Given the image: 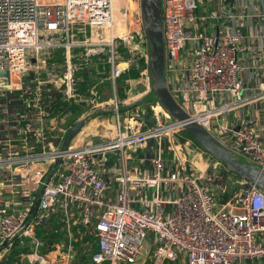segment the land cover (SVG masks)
Segmentation results:
<instances>
[{
    "label": "built area",
    "instance_id": "1",
    "mask_svg": "<svg viewBox=\"0 0 264 264\" xmlns=\"http://www.w3.org/2000/svg\"><path fill=\"white\" fill-rule=\"evenodd\" d=\"M118 3L0 0V264H135L145 241L148 264H264V192L241 179L219 198L225 166L206 169L208 153L178 138L197 123L264 170V0H161L165 84L185 120L141 101L146 39ZM55 49L63 61L47 62ZM66 103L81 108L72 121ZM53 217L62 234L48 247L36 227ZM14 246L25 250L9 262Z\"/></svg>",
    "mask_w": 264,
    "mask_h": 264
},
{
    "label": "water",
    "instance_id": "2",
    "mask_svg": "<svg viewBox=\"0 0 264 264\" xmlns=\"http://www.w3.org/2000/svg\"><path fill=\"white\" fill-rule=\"evenodd\" d=\"M133 17L136 22L141 23L146 39L149 95L153 96L173 119L185 120L186 113L177 104L165 84L161 0H140V14L134 13ZM84 122V119H80L72 124L64 138V144L83 126ZM235 129H238V126ZM183 130L210 156L221 162L228 171L256 185L264 192V170L256 165L239 161L228 148L222 146L206 129L197 123L187 122L183 125ZM36 202L37 200L35 199L32 210ZM148 250L149 246L145 241L137 255V263H144Z\"/></svg>",
    "mask_w": 264,
    "mask_h": 264
},
{
    "label": "trees",
    "instance_id": "3",
    "mask_svg": "<svg viewBox=\"0 0 264 264\" xmlns=\"http://www.w3.org/2000/svg\"><path fill=\"white\" fill-rule=\"evenodd\" d=\"M136 39H140V37H137ZM62 49H55L51 50V53L49 57L47 58V62L53 63H61L63 61V53L61 51ZM119 51H121L123 54L125 53L124 49L122 47L118 48ZM136 66H131L129 69L125 70L124 73L119 78V89H118V97L124 98L125 92L124 87L127 86V82L131 78H135L139 75L140 69L144 66L143 58H138L136 61ZM80 74L82 76V83L81 87H85L86 84V75L80 71ZM150 98V95L144 96L141 101H147ZM67 110L69 111L68 120L72 121L73 119H76V117L79 115L81 108L74 104L66 103ZM178 138L180 141L190 140L193 144L200 147L193 138L184 130H181L178 133ZM229 192H225L223 194H220L219 198H226L227 194ZM36 234L39 238L44 240L46 246L51 247L52 244L57 240V237L62 234V222L59 218L53 217L45 226H37L36 227ZM94 236L91 234H88L86 236V239L89 241H92V246H94L93 241ZM75 244V243H74ZM21 250H25L19 247L14 246L9 254V262H14L16 260L15 255L20 252ZM83 260V258H82ZM144 264H148L147 261Z\"/></svg>",
    "mask_w": 264,
    "mask_h": 264
},
{
    "label": "rangeland",
    "instance_id": "4",
    "mask_svg": "<svg viewBox=\"0 0 264 264\" xmlns=\"http://www.w3.org/2000/svg\"><path fill=\"white\" fill-rule=\"evenodd\" d=\"M132 2V5H133V10H132V18L134 20V13H137V14H140V0H131ZM128 5L126 4V1L125 0H119V3H118V6L117 8L119 9L120 7L122 8L120 11H122L121 13H123V15L120 13L119 11V15H120V22L123 26V28H126L128 30L129 27L127 26V21L125 20L124 18V15H126V12L128 11L127 10V7ZM127 7V8H126ZM127 10V11H126ZM134 22H136L134 20ZM137 23V22H136ZM44 52V50H43ZM41 63L45 64V58L44 57H41L40 59ZM30 65V63H29ZM143 87H145V82L143 80H140V83L138 85V88L139 89H142ZM105 90V88H103ZM131 94H137L135 92L131 93ZM105 95H109L108 91H105ZM114 120V116L112 114V112L110 111V109H103L102 110V122H104L106 125H107V122H113ZM96 122V121H95ZM170 156H172V154L170 153ZM214 158L212 156H210V154H206V157L205 158H202V160H198L197 159V162H200L202 164V166H204L206 169L209 167V161L213 160ZM224 179H226L225 181V192H230L231 190H233L234 188L236 187H239L240 186V181H241V178H239L237 175H235L234 173L230 172L227 170L226 174H225V177ZM116 264H128V263H116Z\"/></svg>",
    "mask_w": 264,
    "mask_h": 264
},
{
    "label": "bare ground",
    "instance_id": "5",
    "mask_svg": "<svg viewBox=\"0 0 264 264\" xmlns=\"http://www.w3.org/2000/svg\"><path fill=\"white\" fill-rule=\"evenodd\" d=\"M125 1H126V4L128 5L127 6L128 8L126 7L128 11L126 10L127 12H126V15H124V18L127 21V24H128L127 26L130 29V33L132 34V36L134 38L141 37L142 36V29L140 27L141 25H140V23L136 24L132 18V15H131L133 8H131L130 6H132V2H131V0H125ZM121 12L122 11H120V13ZM114 14H115V18L120 16L119 10L117 7H114ZM121 14L123 15V13H121Z\"/></svg>",
    "mask_w": 264,
    "mask_h": 264
},
{
    "label": "crops",
    "instance_id": "6",
    "mask_svg": "<svg viewBox=\"0 0 264 264\" xmlns=\"http://www.w3.org/2000/svg\"><path fill=\"white\" fill-rule=\"evenodd\" d=\"M130 7H131V8H134V7H133V5H132V6H130ZM135 264H139V263H135Z\"/></svg>",
    "mask_w": 264,
    "mask_h": 264
}]
</instances>
